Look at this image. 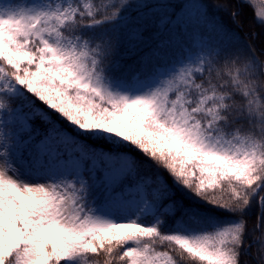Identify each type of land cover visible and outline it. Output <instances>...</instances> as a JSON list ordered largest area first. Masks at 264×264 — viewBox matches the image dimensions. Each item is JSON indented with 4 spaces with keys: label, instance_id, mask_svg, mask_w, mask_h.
I'll list each match as a JSON object with an SVG mask.
<instances>
[{
    "label": "snow or ice",
    "instance_id": "snow-or-ice-1",
    "mask_svg": "<svg viewBox=\"0 0 264 264\" xmlns=\"http://www.w3.org/2000/svg\"><path fill=\"white\" fill-rule=\"evenodd\" d=\"M232 4L0 0V264H264V0Z\"/></svg>",
    "mask_w": 264,
    "mask_h": 264
},
{
    "label": "trees",
    "instance_id": "trees-1",
    "mask_svg": "<svg viewBox=\"0 0 264 264\" xmlns=\"http://www.w3.org/2000/svg\"><path fill=\"white\" fill-rule=\"evenodd\" d=\"M223 2L224 0H206V3H208L209 5H214V4L223 3ZM234 4H235V0H233V4L230 5V7L234 6ZM255 12H256L255 6L253 5H249L243 8L242 15L240 17L241 22L243 24L242 28H238L236 24L232 22L228 13L220 12L218 15L223 18L224 22L230 28L238 32L241 38H244L246 34H249L253 31H256V32L261 31L259 24L254 19ZM250 42L259 44V41H250Z\"/></svg>",
    "mask_w": 264,
    "mask_h": 264
},
{
    "label": "rangeland",
    "instance_id": "rangeland-1",
    "mask_svg": "<svg viewBox=\"0 0 264 264\" xmlns=\"http://www.w3.org/2000/svg\"><path fill=\"white\" fill-rule=\"evenodd\" d=\"M254 2H255V5H259L260 0H254ZM255 10H256V7H255Z\"/></svg>",
    "mask_w": 264,
    "mask_h": 264
}]
</instances>
